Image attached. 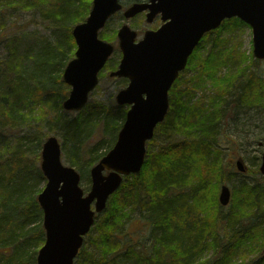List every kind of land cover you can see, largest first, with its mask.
<instances>
[{"label": "trees", "instance_id": "1", "mask_svg": "<svg viewBox=\"0 0 264 264\" xmlns=\"http://www.w3.org/2000/svg\"><path fill=\"white\" fill-rule=\"evenodd\" d=\"M90 6L91 0H0V34L11 23L14 27L15 18L25 12H31L33 20L40 18L59 28L53 42L40 45L27 39L31 33L10 36L5 42L10 53L0 58V161L5 154L11 155L10 162L0 163V255L5 258L0 264H28L34 257L27 249L44 242L42 212L36 199L39 190L35 188L44 177L37 164L31 168L25 161V152L31 148L23 150L19 138L13 144L5 129H22L35 113L38 127L62 108L68 93L62 71L75 48L71 28L86 18ZM233 22L243 24L238 19ZM114 33L106 34L105 40L114 39ZM23 39L28 46L19 48ZM230 55L227 51L221 60ZM213 57L210 54L204 59L210 68ZM225 79L226 74L220 81L226 85ZM94 108L86 116L80 112L74 120H62L59 134L66 159L83 175L112 145L125 116L122 107L98 104ZM98 112L103 113L101 129L94 121ZM211 116L192 113L186 117L181 112L172 124L164 121L159 125V129L166 125L170 134L189 135L148 152L142 169L125 178L95 220L91 228L94 249L82 247L74 264H264V186L246 181L234 186L229 213L221 211L218 192L227 168L219 158L220 150H210L209 137L212 134L213 138L215 128ZM96 128L101 139L91 142ZM47 135L41 136L37 130L29 138L38 149ZM19 175H23L20 180ZM244 216H253L255 222L239 227ZM134 217H141L151 227L148 244L127 232V223ZM18 219H22L21 232L9 227ZM223 220L236 222L234 240L225 242L221 237L216 241L218 222ZM208 251L212 253L203 257Z\"/></svg>", "mask_w": 264, "mask_h": 264}, {"label": "water", "instance_id": "2", "mask_svg": "<svg viewBox=\"0 0 264 264\" xmlns=\"http://www.w3.org/2000/svg\"><path fill=\"white\" fill-rule=\"evenodd\" d=\"M121 7L119 0H92L86 20L73 27L75 56L62 74L71 85L63 101L64 109H81L97 84L98 72L114 49L98 37V31ZM145 9H149L148 22L157 13L165 22L157 30H146L138 42L136 31L128 24L117 31L122 58L111 75L129 79L128 85L116 94V100L130 107L115 144L91 167V187L86 195L79 186V173L62 164L57 138L51 135L43 142L41 169L46 184L37 200L43 212L45 240L36 264H73L95 212L105 207L122 175L140 170L145 141L153 136L154 127L167 112L168 89L204 32L216 28L224 18L237 16L252 27L254 56L264 58V0H149L134 2L123 14L131 18ZM236 165L244 170L241 161ZM105 169L109 170L107 174L103 173ZM260 171L264 174V153ZM229 198V188L223 185L219 202L226 205Z\"/></svg>", "mask_w": 264, "mask_h": 264}, {"label": "rangeland", "instance_id": "3", "mask_svg": "<svg viewBox=\"0 0 264 264\" xmlns=\"http://www.w3.org/2000/svg\"><path fill=\"white\" fill-rule=\"evenodd\" d=\"M120 1L124 6L132 2V0ZM234 19L236 18H233V20ZM230 20L229 22H223L219 27L205 34L198 46L194 49L185 69H183L179 78L172 86V93L169 98L171 104L164 121L167 123L170 122L166 125L172 124L176 115H180L181 112L184 113L186 117L192 113H202L206 117L212 114L213 118H211L212 116L210 117L211 119L208 118L211 124L215 126L213 138L212 134L209 137L210 150L211 152L220 150L219 158L222 159L224 167L227 168L224 183L232 190L234 186L239 185V183L243 181L255 185L256 187L258 185L264 186V177L259 172H256L260 164L261 153L264 150V60H258L252 54L251 28L247 24H236L232 19ZM15 21L16 25L14 27L12 25L15 23H11L6 28V31L0 34V58L10 53L9 50L7 51L5 43L10 36L16 37V35H21L23 32H27V34L31 33L30 39L28 37L27 39L38 41L40 45V43L43 42H53L56 38L55 35L59 32V28L53 22H42L40 18L33 20L31 18V12L22 13L15 18ZM20 23H22V26L18 29ZM123 23H127L132 29L136 30L138 32V38L142 36V32L145 29L155 28L157 26L155 22L147 23L142 14L131 19H126L122 11H119L108 18L105 25L99 30L98 35L105 40L104 36L106 34L110 35L115 32V38L109 42L116 48L109 58L108 66L100 71L99 82L94 90L90 92L88 102L81 111H66L61 108L57 111V114L52 113L47 117V121L52 123H48L46 119H43L37 124L38 127H35V123L37 122L35 119L37 114L35 113L30 124L23 126L22 129L18 130L11 127L6 129V134L9 135L8 138L13 144H15L16 140L19 138L21 140L20 147L23 150L27 147L31 148L30 152H25V157L27 156V160L25 161L29 162L31 168H33L32 165L37 164L39 166L40 162L41 143L37 149L36 142L33 141L31 143L29 138V136L37 130L41 136L47 132L48 134L57 136L61 142L59 134L62 130V120H74L80 112H83L86 116L95 109L94 107L98 104H103L106 108L122 107V111H126L127 106H118L116 104L115 94L119 89L125 86L127 81L124 78L110 77L108 75L110 70L116 68L120 59L116 31ZM18 46L19 48H24L28 46V43L23 39V43L20 42ZM74 50L72 57H74ZM227 51L230 52L231 55L229 57L227 56L228 58L226 57V61H222L221 58ZM210 54L215 56L210 60V64L213 68H210L204 60L206 55ZM240 54H243L244 58L241 57ZM110 66H113V68L110 69ZM208 74L212 75L209 76ZM225 74L227 76L225 80H228L226 81V85L220 81V78H223ZM67 87L69 92L70 87L68 85ZM222 87L225 88L224 91L221 90ZM102 114V112H98L94 120L98 125V129H101L102 126ZM55 116H57V118ZM92 118H94V116ZM166 125L161 129L156 128L154 136L151 140L147 141L145 157H147L149 151H156L167 142L182 139L189 135L187 134L184 136L181 132L170 134ZM200 136H204V134L200 133ZM12 137L13 139L11 140ZM100 137V132H98L96 128L90 141L96 142L101 139ZM102 144H105V142L102 141ZM10 157V153L5 154V157L1 159L0 163L3 164L7 161L6 159L10 162ZM236 159L242 160L246 169L245 172H238L235 167ZM61 160L63 164L70 165L63 151L61 153ZM20 174H23V171H21ZM22 176L23 175H19V180L22 179ZM80 176L81 179L79 184L86 194L91 185L88 171L86 175L80 173ZM45 183V180L38 181L35 186L36 190H39L38 193L45 186ZM206 198L209 200L211 197L207 195ZM262 204L264 205V203ZM207 208L208 206H206V209ZM221 211L229 213L230 205L221 207ZM102 213L97 214L96 220L100 218ZM21 220L22 219L15 220L9 227H17L18 232H21ZM234 222L229 223L227 220L218 222V236L216 241L221 237H224L225 242L230 241L231 236L234 235V229H236L234 226L237 225L235 224L236 222ZM254 222L253 216H244L238 226L246 227ZM40 223L42 224V215ZM28 226L30 225L28 224ZM126 230L129 233H133L138 240L140 239L141 242L146 244H148V241L152 237L151 227L147 225L141 217L130 219L127 223ZM88 234H91V237H88ZM88 234L84 237L83 247L91 251L94 249L92 237L95 235V232L90 230ZM38 249L39 247L34 248L33 246L27 249V252L31 254V256L33 254L34 257L33 261L28 264H35ZM2 250H6V248ZM211 253V251L205 252L203 257L209 256ZM249 254L253 256L252 253ZM4 259V256L0 255V263H2L1 261Z\"/></svg>", "mask_w": 264, "mask_h": 264}, {"label": "flooded vegetation", "instance_id": "4", "mask_svg": "<svg viewBox=\"0 0 264 264\" xmlns=\"http://www.w3.org/2000/svg\"><path fill=\"white\" fill-rule=\"evenodd\" d=\"M143 1V0H142ZM142 15H143V17L145 18V12H142L141 13ZM152 22H155V23H157V26L155 27V28H157L159 25H160V23H161V20H160V15L158 14V15H156L155 17H154V19H153V21ZM154 28V29H155ZM179 75H180V73H179Z\"/></svg>", "mask_w": 264, "mask_h": 264}, {"label": "bare ground", "instance_id": "5", "mask_svg": "<svg viewBox=\"0 0 264 264\" xmlns=\"http://www.w3.org/2000/svg\"><path fill=\"white\" fill-rule=\"evenodd\" d=\"M240 183H241V182H240ZM240 183H239V184H240ZM247 183H248V182H247ZM249 184H250V183H249ZM235 233H236V230H235L234 234H235ZM233 238H234V235L231 236V239H230V240H234Z\"/></svg>", "mask_w": 264, "mask_h": 264}]
</instances>
